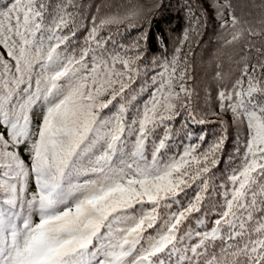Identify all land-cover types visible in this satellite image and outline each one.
<instances>
[{
  "label": "snow or ice",
  "instance_id": "obj_1",
  "mask_svg": "<svg viewBox=\"0 0 264 264\" xmlns=\"http://www.w3.org/2000/svg\"><path fill=\"white\" fill-rule=\"evenodd\" d=\"M161 7L120 0L81 40L78 0H0V264H264V0H209L234 49L219 112L189 86L206 10L146 60ZM122 28L144 30L124 44Z\"/></svg>",
  "mask_w": 264,
  "mask_h": 264
},
{
  "label": "trees",
  "instance_id": "obj_2",
  "mask_svg": "<svg viewBox=\"0 0 264 264\" xmlns=\"http://www.w3.org/2000/svg\"><path fill=\"white\" fill-rule=\"evenodd\" d=\"M120 0H78V3L83 5L81 12V29L80 39L82 40L85 34V29L92 26L91 17L94 15H102L108 7L114 3H119ZM233 5L236 7L238 15H246L249 12L255 14L260 0H232ZM188 5H198L201 10H206L207 27L201 29V36L190 37L192 54L189 56L190 75L192 80L189 81V86L196 92L197 112H206L210 108L212 111L219 112L218 103L216 101L217 81L215 73L217 65H222L223 70L227 72L231 66L228 59L234 54V49L231 47L223 46L222 30L220 28V21L217 20L213 14L212 9L209 7V0H162V7L157 13V18L151 22L152 32L150 33L149 53L146 57L147 61H151L153 57L170 56L175 46H177L179 39L186 28L190 27L191 20L188 15ZM195 10V9H194ZM147 28V25H145ZM144 29H133L129 32H124L123 36L114 35V38L124 44L130 43L138 34L139 31ZM115 33V29H113ZM162 35L163 41L158 40L156 37ZM198 42V46H197ZM189 49L188 43L184 45L183 54H187ZM152 65L149 64V69ZM143 81L137 82L133 85L135 89H139ZM147 98V95L143 97ZM139 99V98H138ZM207 101V104L205 103ZM142 102V101H141ZM183 117L175 121V126L179 128ZM207 119L216 120V116L208 115ZM229 120L230 117H225ZM189 126L194 132H199L203 129L208 135L209 141L214 139L213 133L219 129L218 124L207 125H191ZM235 132L233 127H229V141L225 148L224 163L218 169L214 170V175L219 177L223 174L227 158L233 151V144L235 143ZM195 142V141H193ZM27 159V157H25Z\"/></svg>",
  "mask_w": 264,
  "mask_h": 264
}]
</instances>
